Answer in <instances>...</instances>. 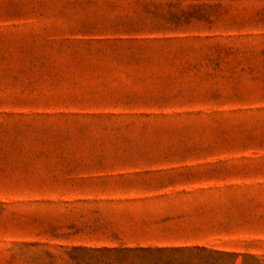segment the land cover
Returning a JSON list of instances; mask_svg holds the SVG:
<instances>
[{
  "label": "rangeland",
  "instance_id": "obj_1",
  "mask_svg": "<svg viewBox=\"0 0 264 264\" xmlns=\"http://www.w3.org/2000/svg\"><path fill=\"white\" fill-rule=\"evenodd\" d=\"M182 237L264 262V0H0V264Z\"/></svg>",
  "mask_w": 264,
  "mask_h": 264
},
{
  "label": "crops",
  "instance_id": "obj_2",
  "mask_svg": "<svg viewBox=\"0 0 264 264\" xmlns=\"http://www.w3.org/2000/svg\"><path fill=\"white\" fill-rule=\"evenodd\" d=\"M106 221H111L120 232H143L150 235L157 233L168 237V235H184L188 232L191 235L192 229L197 228L193 224L194 218L188 214L181 215H117L107 216ZM130 251L137 255L129 261H110L100 264H245V259L238 263L239 254L229 250H217L206 244L195 242L189 239L178 240L172 244H134L129 246ZM251 257V255H244ZM256 257V255L254 256ZM257 258V257H256ZM255 264H264L257 262Z\"/></svg>",
  "mask_w": 264,
  "mask_h": 264
}]
</instances>
